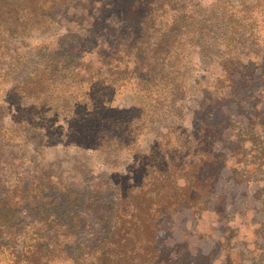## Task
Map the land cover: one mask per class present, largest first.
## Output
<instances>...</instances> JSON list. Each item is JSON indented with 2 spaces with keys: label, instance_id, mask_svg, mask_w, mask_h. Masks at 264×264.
<instances>
[{
  "label": "trees",
  "instance_id": "1",
  "mask_svg": "<svg viewBox=\"0 0 264 264\" xmlns=\"http://www.w3.org/2000/svg\"><path fill=\"white\" fill-rule=\"evenodd\" d=\"M63 7L82 9L73 19L63 20L81 25V30L64 28L67 34L60 39L67 42L45 49L46 60L36 63L30 76L21 79L17 75L10 91L29 103L17 107L6 123L9 109L0 104V146L22 140L43 145L46 134H56V139L76 147L97 149L116 141L124 149H137L139 134L155 129L162 120L159 114L164 104L168 102L166 109L171 113L183 96L193 50L203 66L218 62L225 70L245 69L242 81L230 79L231 89H253L254 81L264 79V52L257 50L264 45V39L257 38V28L264 29V0H211L207 5L202 0H0L1 72H17L34 48L31 37L51 36L63 28L61 17L65 15H56ZM68 43L73 45L69 50L65 49ZM59 65L64 75L55 79L52 73ZM78 68L87 71L85 79H78L80 84L73 74ZM261 69L257 77L256 70ZM67 75H74V80L64 85ZM74 86L78 93L71 91ZM62 94L77 100L63 116L65 130L58 124L62 120L56 103ZM126 96L133 103L118 106V100L122 103ZM214 127L221 128V123L195 128V161L175 162L178 157L167 147L162 150V143L151 147L149 158L137 157L139 179L116 195L108 229L74 245L59 242L58 232L51 228L18 227L24 223L22 207L35 205L40 221H48L47 205L40 203L39 195L29 194L28 183L0 184V264H183L180 259L161 258L159 231L177 208L194 202L198 206L202 201L208 187L202 167L219 160L225 166L227 154L210 149ZM188 137L177 146L180 151L192 150L193 138ZM183 166L195 168V177L186 173L181 182L171 180L170 170ZM151 169L161 179L150 177ZM64 202L53 216L66 227L63 236L69 238L78 231L67 212L72 203Z\"/></svg>",
  "mask_w": 264,
  "mask_h": 264
},
{
  "label": "rangeland",
  "instance_id": "2",
  "mask_svg": "<svg viewBox=\"0 0 264 264\" xmlns=\"http://www.w3.org/2000/svg\"><path fill=\"white\" fill-rule=\"evenodd\" d=\"M210 2L202 0L205 5ZM81 11L80 8L57 9L58 17L65 15L61 17L63 28L51 36L31 37L29 41L34 48L17 72L6 74L0 71V104L9 109L5 123L17 112V107L23 108L29 103V100L10 91L17 75H21V79L30 76L32 69L38 65L36 63L46 60L48 51L45 49L51 50L57 42H67L60 39L67 34L64 28L70 27L79 32L81 25H68L63 20L65 17L73 19ZM257 30L260 32L257 38L264 39V29ZM257 44H261V41ZM72 47V43H68L65 49ZM263 49L264 45L259 46L258 54L263 53ZM83 71L84 68H78L73 73L79 84L82 81L78 79L83 80L87 75V71ZM261 71L256 70L257 77ZM52 75L56 79L64 75V70L58 69ZM74 75H67L69 77L63 84H68ZM245 76V69L237 70L235 66L229 70L219 66L218 62H208L203 66L199 55L195 50L191 51L189 69L181 89L183 96L179 97L171 113L166 109L168 102L164 104L159 114L162 120L153 126L155 129H145L139 134L137 149H124L116 145V141L97 149L76 147L66 145L62 138L56 139V134H46L43 145L25 140L3 142L4 145L0 146V184L10 185L16 181L18 185L25 186L28 183L29 194L39 195L40 203H45L48 208L45 215H51L48 221H40L35 205L31 204L29 208L24 206L20 214L24 223L18 227L40 231L51 228L58 232L59 242L69 245L94 238L97 231L102 233L108 229L116 195L138 181L137 157L149 158L151 147L155 143H162V150L167 147V151L171 149L173 152L171 155L178 157L175 162H188L193 158L195 161L192 155L195 150V128L220 122L221 128L214 127L216 132H212L210 149L215 153H226V164L224 166L219 160L217 164L208 162L202 167L201 175L208 177V187L202 201L198 202V206L194 202L187 207L177 208L164 219L159 231L160 255L165 260L180 259L183 264H264V87H261L264 79L254 81L253 89L251 86L245 90L230 88L231 78L238 77L242 81L241 78ZM71 91L78 93L76 86ZM130 97L126 96L122 103L118 100V106H130L133 103ZM72 101L62 94L56 102L58 116L62 120L58 124L64 130L67 124L63 116L76 103ZM246 107L249 108L246 110ZM36 134L43 136L42 132ZM189 135L193 138L192 150L180 151L177 146ZM46 140L48 142L44 143ZM164 161H168L165 156ZM131 170L136 173H131ZM170 173L171 180L177 178L181 182L186 173L195 177V168L183 166L171 169ZM149 176L161 179L160 174L152 169ZM64 199L72 203L67 207V212L73 218L75 231H78L76 236L69 238L63 236L66 227H61L53 216L59 213L58 207H63ZM205 201H208L207 205L203 204ZM202 205L203 210L200 209ZM100 219L103 222H99Z\"/></svg>",
  "mask_w": 264,
  "mask_h": 264
}]
</instances>
